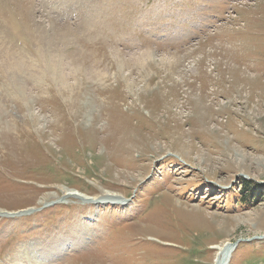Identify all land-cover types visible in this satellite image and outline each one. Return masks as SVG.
I'll return each instance as SVG.
<instances>
[{
    "label": "rangeland",
    "instance_id": "1",
    "mask_svg": "<svg viewBox=\"0 0 264 264\" xmlns=\"http://www.w3.org/2000/svg\"><path fill=\"white\" fill-rule=\"evenodd\" d=\"M34 3L2 51L66 84L0 62V264H264V0Z\"/></svg>",
    "mask_w": 264,
    "mask_h": 264
},
{
    "label": "bare ground",
    "instance_id": "2",
    "mask_svg": "<svg viewBox=\"0 0 264 264\" xmlns=\"http://www.w3.org/2000/svg\"><path fill=\"white\" fill-rule=\"evenodd\" d=\"M13 1H15V2H12L10 5L7 6L8 8H10V10L5 9L4 7H2L0 5V31H3L10 36L9 43L14 44L15 48L18 47L19 51H22V50L27 51V50L32 48V45H33V47L36 45V43H37V41H39L40 37L36 41H32L30 38L31 35H27L30 38V42L27 44H21L20 46H17V41L20 40L21 38H19L15 34H12V35L9 34L8 30L13 29L17 32H21L22 26H26V24H25V22L20 21L19 20L20 18L26 19V23L30 20V23L36 27L35 20L34 19H28V16H26V15L31 16V7L35 3H34V0H13ZM21 3L22 4H28V3L30 4V6L27 9H25L26 10L25 12H23L21 10H16L18 6L20 7L22 5ZM47 8H48L47 12H49L50 10H52L54 8V6H48ZM55 11H57L56 7H55ZM52 31H54L53 27H52ZM60 32H61V30L59 29L58 32L55 33V40H59V38L63 37V34ZM11 47L9 49H13V47L12 48ZM2 49H3V43L0 42V62L4 68H6L10 71L11 74H9V75L15 81L17 78V74L12 73L11 69H13V68L18 69V68H22L23 66H26L28 68L37 67V70H39L37 73V77L43 76V74H42V72H43L45 75H50L51 77H53L54 80L56 81V83L61 84V85L66 84V81L65 82L62 81V77H65L66 73H64L63 70H60L61 67L58 64L61 62V60L57 59V57H56L58 54L55 55V53H54L53 55H50L47 53V55H45V56L43 55L44 57L42 56L40 59V57L38 56V55H40L39 54L40 52L38 50L37 51L38 55L35 53L34 58H32L30 61H26V57L24 54L12 56L9 54V51H2ZM45 49H47L49 52H51L49 47H47ZM42 52H44V51H42ZM60 64H62V63H60ZM60 71H62L63 73ZM70 71H72V70L70 69ZM58 72H60L61 74H59ZM79 72H82V74H83L84 70L80 69ZM28 73L30 74L31 77L37 78L33 70L32 71L28 70ZM74 73H78L76 71V69L74 70ZM54 80H53V82H54ZM73 86H75V84ZM19 90H20V88H19ZM32 119L34 120V123L38 121V117L33 115V114H32ZM2 130H1V135H2ZM36 131H38V129ZM260 159H261V161H263V165H264V160H262V158H260ZM62 195L63 196H76L80 199H85V200L89 199L88 201H92L95 203L96 202L97 203H103V201H106V200H110L111 202L114 200H117L118 203H121L123 200V199L122 200L117 199L120 196H117V194H114V192H110V191H104L99 196H90L89 197V196L83 195V197H82L81 196L82 193L78 192V191L75 192L74 189H62ZM113 203H116V202H113ZM31 210H32V208H28V209L23 210V211L21 210L17 213L11 212V213H7V214H10V215L20 214L21 215L22 212H23L22 214H26ZM71 240L73 242V245H76L78 240L80 241V238L75 239L74 237H71ZM72 242H70V243H72ZM63 244H65V243L63 242ZM58 245H62V243H60ZM213 247H215L217 249V254H216V257L214 259L213 264H228L230 257H231V253L236 248V244H233L232 241L227 239L222 243L215 244ZM25 251L26 252H24V253H26L25 254V260H26L27 258H30V253L27 250H25ZM16 253H17V255H16ZM16 253L12 257V259H10L9 263L11 262V264H19V262H21V259L24 258V256H23L24 253H21L20 251H17ZM17 260H19V262H15Z\"/></svg>",
    "mask_w": 264,
    "mask_h": 264
},
{
    "label": "water",
    "instance_id": "3",
    "mask_svg": "<svg viewBox=\"0 0 264 264\" xmlns=\"http://www.w3.org/2000/svg\"><path fill=\"white\" fill-rule=\"evenodd\" d=\"M234 244H236V243H234Z\"/></svg>",
    "mask_w": 264,
    "mask_h": 264
}]
</instances>
